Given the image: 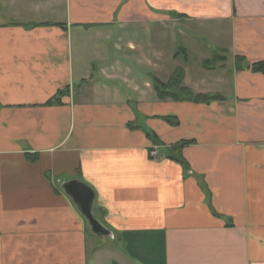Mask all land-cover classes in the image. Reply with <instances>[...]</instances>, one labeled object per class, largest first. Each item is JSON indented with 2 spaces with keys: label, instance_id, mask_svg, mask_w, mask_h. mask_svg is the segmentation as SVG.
I'll use <instances>...</instances> for the list:
<instances>
[{
  "label": "crops",
  "instance_id": "0c3cea01",
  "mask_svg": "<svg viewBox=\"0 0 264 264\" xmlns=\"http://www.w3.org/2000/svg\"><path fill=\"white\" fill-rule=\"evenodd\" d=\"M263 60L264 0H0V264H264Z\"/></svg>",
  "mask_w": 264,
  "mask_h": 264
},
{
  "label": "trees",
  "instance_id": "16d2710c",
  "mask_svg": "<svg viewBox=\"0 0 264 264\" xmlns=\"http://www.w3.org/2000/svg\"><path fill=\"white\" fill-rule=\"evenodd\" d=\"M226 53L227 52L225 50H221L220 52L215 53L212 58L207 59L203 62L204 68L214 69L218 63H223L222 66H224L228 60V56ZM178 55L179 52L175 56ZM235 60V66L237 70H242L245 68L246 59L244 57L236 56ZM250 67L254 72H264V60L255 62L250 65ZM184 76L185 72L182 68H177L167 83H164L157 77L153 76L152 85L159 98H171L176 101H194L203 103H210L212 101L221 99V96L217 94H195L190 89L183 87L182 83L184 80ZM57 102H59V100L55 98L50 100L49 104H55ZM190 142L191 141H182L177 145L169 147L166 151V156L168 159L180 163L186 170H188L190 167L182 155V148ZM38 158V155H27V159L31 162L37 161Z\"/></svg>",
  "mask_w": 264,
  "mask_h": 264
},
{
  "label": "water",
  "instance_id": "95a60500",
  "mask_svg": "<svg viewBox=\"0 0 264 264\" xmlns=\"http://www.w3.org/2000/svg\"><path fill=\"white\" fill-rule=\"evenodd\" d=\"M63 190L77 204L80 212L89 223L92 232L98 237L113 236L112 232L100 222L93 212L95 201L94 190L81 180L74 179L62 183Z\"/></svg>",
  "mask_w": 264,
  "mask_h": 264
},
{
  "label": "rangeland",
  "instance_id": "374dc122",
  "mask_svg": "<svg viewBox=\"0 0 264 264\" xmlns=\"http://www.w3.org/2000/svg\"><path fill=\"white\" fill-rule=\"evenodd\" d=\"M227 56H228L229 62H233L234 61V57H233L232 54L227 53ZM181 57H183V56H181ZM198 64H199V67H202L203 66L202 63H198ZM88 229H89V234H88L89 235V238L90 239L94 238L95 237V234L92 232V230L90 229V227ZM101 239L104 240V239H107V238L106 237H102Z\"/></svg>",
  "mask_w": 264,
  "mask_h": 264
}]
</instances>
